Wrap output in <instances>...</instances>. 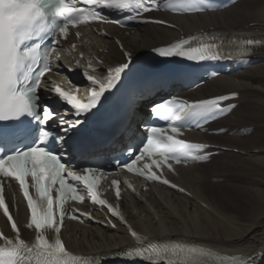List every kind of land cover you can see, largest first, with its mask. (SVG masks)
I'll use <instances>...</instances> for the list:
<instances>
[{
	"label": "bare ground",
	"instance_id": "1",
	"mask_svg": "<svg viewBox=\"0 0 264 264\" xmlns=\"http://www.w3.org/2000/svg\"><path fill=\"white\" fill-rule=\"evenodd\" d=\"M170 21L176 24L175 29L144 26L138 29V32L126 35L116 34V31L108 28L103 35L90 29L83 30L78 41V51L74 50L72 45H67L68 52L75 58L82 55V63L98 60L105 66L115 68L125 61V52L138 55L198 31L214 32L222 37L245 38L259 45L251 48L253 58L257 59L258 63L232 76L207 82L189 94V97L196 101L237 94V98L232 102L236 106L230 109L229 115L210 127V131H222L221 137L224 138L225 135L235 134L238 131L236 125L249 111L246 113L245 103L256 99L252 103L257 101L258 106H264V0H239L221 13L171 17ZM256 105L254 104L255 107ZM256 111L258 114V110ZM191 138L219 149L233 147L221 145L207 135L196 134ZM248 146L247 149L238 150L240 155H248L247 159L239 156L233 158L240 159L237 161L243 164L244 168H237L238 172L240 170L248 173L257 177V180L244 181V186H207L205 183H210L208 181L214 175L209 174L208 168L196 166L182 169L173 177L181 191L169 193L155 190L150 192L145 202L126 200L123 209L127 219L138 232L151 240H177L226 254L250 256L261 253L262 258L258 264H264V147ZM217 154L220 155L221 151ZM251 162L255 164L250 165ZM221 203L224 207L231 205L229 214L227 209L221 207ZM21 214L20 211L19 219ZM0 232L8 234V228L1 219ZM23 232L27 234L26 231ZM65 238L72 251L85 255L106 256L130 245L124 230L109 220H106L105 227L102 228L72 226L65 233Z\"/></svg>",
	"mask_w": 264,
	"mask_h": 264
},
{
	"label": "snow or ice",
	"instance_id": "2",
	"mask_svg": "<svg viewBox=\"0 0 264 264\" xmlns=\"http://www.w3.org/2000/svg\"><path fill=\"white\" fill-rule=\"evenodd\" d=\"M6 2L7 0H5V3ZM18 2L21 4L20 7L15 9L5 7L3 13V32L2 35H0V120L16 118L25 113L29 115L35 114L33 97L42 87L41 78L49 70L47 64L49 53L46 51L44 53L45 63L35 77V84L32 87L27 86L30 78L36 71L34 65L37 63V48H39V46L23 48L22 45L24 42L32 39L45 30V21L49 14L53 17L68 18L69 22L59 28V33L62 36L68 35L66 30L69 24L75 25L80 22H87L85 10L70 7L65 0H30L26 5L23 4V0H18ZM85 2L107 9L140 10L144 12L150 10V6L141 3L140 0H136L135 3L127 2V0H85ZM50 6L52 10L49 13ZM73 13L76 15L74 16ZM9 15H11L10 19L8 18ZM90 15L99 17L101 21L108 20L100 12H94ZM81 18L84 19L82 20ZM127 19L131 21L135 18L128 17ZM115 22L119 23L117 21ZM156 22L167 23L166 21ZM156 51L161 56L170 57L175 55L194 62L218 58L209 54L210 47H194L186 51H166L160 48ZM124 55L126 57V62L109 71L107 84H105L104 80L94 79L92 76H87V73H85L92 85H100L99 91L92 92L90 102L81 103L75 95L67 91H62L59 87L54 89L55 94L75 110L76 116L88 113L97 105L102 94L106 90L113 88L119 81L121 73L127 67V61L131 58L130 53L125 52ZM44 88L48 89L47 81L44 82ZM226 99H228L227 96H221L216 100H205L194 105L196 111L193 115H202L212 111H222L219 107V103ZM173 106L180 108L181 104L179 101L170 98L166 102L155 106L153 112L157 117L163 116L165 119H168L169 114L172 113ZM52 118V114L49 110L45 109L42 122L47 123V121ZM79 123H81L80 120H73L70 127H76ZM160 131L161 129L158 127L150 128L152 135L148 137V145L153 144L154 138L156 140L161 139L159 136ZM173 131H176V129L174 128ZM47 136L48 133L45 132L44 137L47 138ZM166 139L171 142L168 148L169 151L172 152H175L177 147L182 149L204 147V145H185L178 140H174L171 136H168ZM143 151L148 152V148L145 147ZM150 154L151 153H149V155ZM135 159H139V157H135ZM195 159H203V157H195ZM125 166L129 169L135 168L134 162L128 163ZM64 169L65 165L61 163L57 155L49 153L40 147H33L29 151L17 152L7 158L0 159V176L12 177L19 182V186L27 200L28 208L31 211V224L35 225L37 230L44 227L51 228L53 226V197L50 193L54 190V185H58V195L61 206L64 203V198L70 194L76 201L82 199L81 195L76 194L77 189L65 182V176L61 175ZM84 171L92 172L93 169H85ZM67 176L73 181H83L92 203L105 205V200L98 198L97 192L95 191L96 184L88 175H78L73 171H69ZM28 177H31V181L35 186V191L40 198L39 201L35 203L33 199L29 197V189L25 184L26 178ZM148 179L156 180L157 176L149 174ZM163 183L168 184L169 181L164 180ZM117 196H119V192H117ZM0 200L3 201L4 206L2 196H0ZM109 211H111L114 216L117 215L114 209L109 208ZM4 215L11 221L12 217L9 216L7 207H4ZM61 218H63V216ZM11 226L13 229L16 228L15 223H12ZM114 226L115 225H113V227ZM55 231L58 233L60 228L57 227ZM132 235L135 236L136 233L133 231ZM7 243L10 245L12 241L8 240ZM22 243L23 242H21V244ZM36 245L40 251L37 254L35 264H70L63 256L57 255L65 253L64 246L59 236L56 237L55 244H49L42 235H38L36 238ZM28 251L31 252L32 250L29 249ZM52 257H55V259H51ZM23 260L24 257L20 255V249L13 248L9 250L7 248H0V264H20Z\"/></svg>",
	"mask_w": 264,
	"mask_h": 264
},
{
	"label": "rangeland",
	"instance_id": "3",
	"mask_svg": "<svg viewBox=\"0 0 264 264\" xmlns=\"http://www.w3.org/2000/svg\"><path fill=\"white\" fill-rule=\"evenodd\" d=\"M256 100V99H253ZM253 100H250L249 102L244 104V109L246 110V113L248 111V113L246 114V116H244V118L242 117V120L240 121V123H238V125H236V129L238 130L237 132H235V134L233 135H225L224 137L220 136H210L214 139L217 140V142H219L221 145H226V146H230L232 148H227L226 151H223L225 148H220L221 154L217 155L213 158L212 162L205 164V165H200V167H202L203 169H207L210 171L209 174H213L209 181L210 183H205V185L207 186H218V185H238L241 184L242 186H244L245 184L243 183L244 181H252V180H257V177L251 176L248 173H243L242 171L239 172L237 171V168L239 169H243V164L237 160H240L238 158L235 157V159L233 158V156H239L240 158H248V155H240L238 152V150H241V148H246L248 144L251 145V147H255V148H261L264 147V106L260 107L257 104V101H254L255 103H252ZM252 104V105H250ZM254 104L256 105V107L254 106ZM247 107V108H246ZM250 107L251 111H250ZM261 108V109H260ZM255 109V110H254ZM260 109V110H259ZM258 110V114L257 111ZM250 112V113H249ZM260 112V113H259ZM263 112V113H262ZM251 114V115H249ZM248 115V116H247ZM259 115V116H258ZM251 116V118L249 117ZM256 116V117H254ZM261 116V117H260ZM263 116V117H262ZM258 117V118H257ZM250 119V120H248ZM245 122V123H244ZM240 124V125H239ZM223 126V125H221ZM228 126V125H225ZM222 132V131H220ZM257 134V135H256ZM234 137V138H233ZM263 137V138H262ZM248 138V139H247ZM251 138V141H250ZM247 139V140H246ZM254 139V140H253ZM257 139V140H256ZM224 142H223V141ZM250 142H249V141ZM229 141V142H228ZM231 141V142H230ZM260 141V142H259ZM263 141V142H262ZM222 142V143H221ZM225 143V144H224ZM243 143V144H242ZM259 143V145H258ZM261 144V145H260ZM243 145V147H242ZM246 145V146H245ZM249 145V146H250ZM253 145V146H252ZM258 145V146H257ZM248 148H251L249 147ZM234 148V149H233ZM262 155V154H261ZM264 155V154H263ZM231 158V159H230ZM235 160V161H234ZM229 161V162H228ZM254 162H251L250 165H254ZM233 164V165H231ZM237 164V165H236ZM217 166V167H216ZM230 166V167H229ZM235 166V168H234ZM217 168V169H216ZM229 168V169H228ZM234 168V169H233ZM231 169V170H230ZM212 170V171H211ZM214 171V172H213ZM227 173H226V172ZM229 171V173H228ZM217 172V173H216ZM223 172V173H222ZM237 174H236V173ZM216 173V174H215ZM226 173V174H225ZM222 174V175H221ZM224 174V175H223ZM231 174V175H230ZM235 174V175H234ZM246 175V176H245ZM245 176V177H244ZM249 176V177H248ZM241 177V178H240ZM226 183V184H225ZM217 203L219 204V202L217 201ZM221 207H223V209H227V213L229 214L228 210H231L230 207L231 205H226L227 207L222 206L223 203L220 204Z\"/></svg>",
	"mask_w": 264,
	"mask_h": 264
}]
</instances>
